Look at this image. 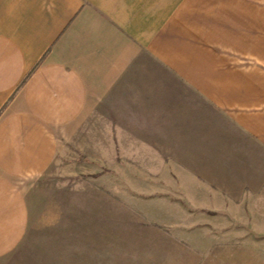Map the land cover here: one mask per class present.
<instances>
[{"label": "crops", "instance_id": "1", "mask_svg": "<svg viewBox=\"0 0 264 264\" xmlns=\"http://www.w3.org/2000/svg\"><path fill=\"white\" fill-rule=\"evenodd\" d=\"M150 66L189 91L206 144L264 154V0H0V264L28 229L24 184L104 99L150 113Z\"/></svg>", "mask_w": 264, "mask_h": 264}, {"label": "rangeland", "instance_id": "2", "mask_svg": "<svg viewBox=\"0 0 264 264\" xmlns=\"http://www.w3.org/2000/svg\"><path fill=\"white\" fill-rule=\"evenodd\" d=\"M149 69L150 113L104 99L24 184L28 229L1 264H264V154L206 144L189 91Z\"/></svg>", "mask_w": 264, "mask_h": 264}]
</instances>
